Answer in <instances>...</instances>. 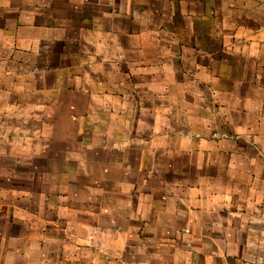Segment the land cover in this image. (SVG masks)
<instances>
[{
    "label": "clouds",
    "instance_id": "1",
    "mask_svg": "<svg viewBox=\"0 0 264 264\" xmlns=\"http://www.w3.org/2000/svg\"><path fill=\"white\" fill-rule=\"evenodd\" d=\"M0 264H264V0H0Z\"/></svg>",
    "mask_w": 264,
    "mask_h": 264
},
{
    "label": "crops",
    "instance_id": "2",
    "mask_svg": "<svg viewBox=\"0 0 264 264\" xmlns=\"http://www.w3.org/2000/svg\"><path fill=\"white\" fill-rule=\"evenodd\" d=\"M221 24L223 25V19L221 17ZM207 33L210 39H217V37L212 36V25L209 24L207 27ZM218 39L220 40L221 47L224 50V54H230L228 52L229 44L231 43V38L228 36L227 30H225L222 36H219Z\"/></svg>",
    "mask_w": 264,
    "mask_h": 264
}]
</instances>
